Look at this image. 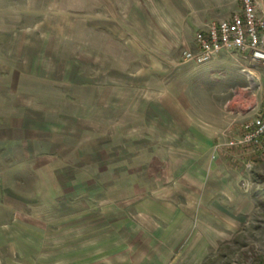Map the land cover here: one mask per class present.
Returning a JSON list of instances; mask_svg holds the SVG:
<instances>
[{"label": "crops", "instance_id": "0c3cea01", "mask_svg": "<svg viewBox=\"0 0 264 264\" xmlns=\"http://www.w3.org/2000/svg\"><path fill=\"white\" fill-rule=\"evenodd\" d=\"M139 3L153 12L144 27L165 37L160 53L131 15ZM240 8L241 0H0V218L17 204L24 212L11 216L30 219L34 203L35 218L70 236L104 237L99 250L113 259L163 264L185 232L181 205L201 195L190 174L220 162L210 158L213 135L179 98L177 80L194 62L171 50L195 46L198 29ZM15 181H28L33 200L12 199Z\"/></svg>", "mask_w": 264, "mask_h": 264}, {"label": "rangeland", "instance_id": "374dc122", "mask_svg": "<svg viewBox=\"0 0 264 264\" xmlns=\"http://www.w3.org/2000/svg\"><path fill=\"white\" fill-rule=\"evenodd\" d=\"M144 9L139 3L131 15L142 26L138 28L142 35L147 37L148 32L159 41L154 48L160 53L166 47L165 37L158 29L144 27L146 21L153 22V12ZM158 17H162L161 13ZM194 47L189 42L176 45L171 52L181 58L184 49ZM192 64L177 80L176 86L185 89L180 91L179 98L185 101L187 113L203 131L213 135V144H221L222 151L217 148L210 153L215 152L210 158L214 161L219 157V163L193 175L189 173L194 184L202 186L201 195L196 196L194 204L181 205L187 210L185 232L177 249L163 264H264V152L252 145L227 143L244 132L246 123L256 122L264 113V65L237 51L224 52L203 64ZM201 138L205 144V135ZM26 175L27 180L33 179L29 173ZM11 190L12 199L19 195L31 201L35 195L28 181H15ZM46 190L42 197L48 202L49 189ZM17 206L10 207L8 219L5 215L0 218V264H133L126 255L124 263L113 259L108 251L99 250L105 240L95 231L94 234L91 230L88 237L70 236L64 233L66 226L59 229L50 225L54 221L49 218H35V212L40 210L34 203L25 207L30 219H14L11 215L16 210L24 212ZM190 207L193 218L189 217ZM4 210L0 205V216ZM43 210L49 213V206ZM39 223L44 225L40 227ZM122 239L135 237L127 235ZM87 241L89 251L82 250L86 248L82 243Z\"/></svg>", "mask_w": 264, "mask_h": 264}, {"label": "built area", "instance_id": "2783aa9c", "mask_svg": "<svg viewBox=\"0 0 264 264\" xmlns=\"http://www.w3.org/2000/svg\"><path fill=\"white\" fill-rule=\"evenodd\" d=\"M195 42L194 48L182 51L184 60L203 64L222 52L237 51L264 65V1L241 0L240 10L230 17L213 20L198 29ZM227 143L252 145L264 152V113L256 122L246 123L244 132ZM246 165L250 167L251 163Z\"/></svg>", "mask_w": 264, "mask_h": 264}]
</instances>
